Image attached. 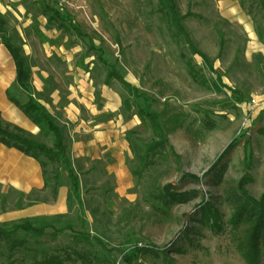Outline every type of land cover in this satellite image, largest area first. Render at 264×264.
<instances>
[{"label": "rangeland", "instance_id": "obj_1", "mask_svg": "<svg viewBox=\"0 0 264 264\" xmlns=\"http://www.w3.org/2000/svg\"><path fill=\"white\" fill-rule=\"evenodd\" d=\"M175 1L193 46L159 0H0L6 34L23 49L34 96L63 130L80 180L77 198L67 172L46 157L32 161L43 173L41 191L26 195L8 174L0 227L46 219L59 233H15L28 242L13 252L2 242L0 264L48 256L128 264L123 256L135 245L143 251L133 264H264V225L238 188L244 182L256 199L264 192V0ZM57 3L80 34L51 11ZM1 41L4 110L16 70ZM105 62L128 85L108 81ZM134 87L150 98L160 131L138 114L143 98ZM12 105L16 124L0 111L4 125L52 146Z\"/></svg>", "mask_w": 264, "mask_h": 264}, {"label": "trees", "instance_id": "obj_2", "mask_svg": "<svg viewBox=\"0 0 264 264\" xmlns=\"http://www.w3.org/2000/svg\"><path fill=\"white\" fill-rule=\"evenodd\" d=\"M162 8L166 11L168 14L172 25L177 27L179 31L182 32V34H186L184 26L181 24V18L179 16V12L177 10V5L175 0H159ZM58 4V3H57ZM59 6H49L51 11L55 13L57 16V19L62 20L66 22L70 29H72L74 32L80 34V29L74 20V18L69 14V12L65 11L63 7L58 4ZM55 16V17H56ZM188 40L190 45H192L189 36ZM0 39L2 40V44L5 46V48L9 51L14 64H15V70H16V76L12 83V85L8 88V99L11 103L15 104L32 122L35 124L39 129L40 132L43 133L46 137L51 138L52 140V146H48L45 143L39 142L35 140L32 137V134L25 130L24 128L14 125V126H7L4 125L2 117H0V143L3 145L15 148L19 151H21L23 154L35 158L38 160L41 165V157H46L49 160L54 161L58 164L61 170H64L67 172L69 183H70V192L77 198L80 197V180L79 176L76 173L72 160L68 154V148L65 142V136L63 133V130L58 125L56 118L48 111V109L35 98L34 96V87L30 82V68L26 59V56L23 52V49L17 45H15L9 36L6 34L5 29V21L2 18V15L0 14ZM193 46V45H192ZM102 53V52H101ZM206 59V57H205ZM109 65L110 70L108 73V81L112 78L119 79L121 82L128 85L123 77L117 76L114 67L111 66L109 63L105 62ZM133 87V86H131ZM15 90H19L20 93L26 94V100L24 102H21L17 96H15L13 93ZM133 90H135L134 94L137 97L143 98V105H140L138 108V114L141 117H144L148 119L152 125L157 128L158 131H160V127L158 125V117L157 114L152 110L150 98L146 94H141L137 91V89L134 87ZM155 145L159 146L162 145L160 143H156ZM235 144H231L228 149H226L225 153H228L229 150L234 146ZM248 168H251L250 162L247 163ZM57 180L56 185L61 186L62 181L60 180L59 174H56ZM190 178H195L193 175H189ZM240 193L245 197L246 202L248 205H251L252 210L251 212L255 213L258 216V220L261 226L264 225V192L260 196L259 199H256L253 197L248 190L245 188L244 182H242L239 186ZM54 195H57L58 188L55 187L53 189ZM248 219H251L249 217ZM71 228L70 226H68ZM47 229H52L54 232L53 235L58 234V230L55 229L54 224L46 219H39L32 221L30 219H25L20 223H15L11 229L6 230L0 227V259L3 258L5 255V251L2 249L1 243L6 241V246H9L10 252L15 251L17 247L26 244L27 238L20 239V242H18L19 238L16 236H13L17 232H24L27 237L32 238H41L48 234ZM62 231V230H60ZM89 235H84L83 238L89 240ZM81 240L80 238H78ZM99 241V240H98ZM99 244L101 242L99 241ZM143 251V248L135 245L130 248L126 254H124L123 259L128 264H133L134 261H136L141 252ZM149 251H158V250H149ZM164 252V251H162ZM33 264H66L63 259L57 257V256H48L43 257L39 260H35Z\"/></svg>", "mask_w": 264, "mask_h": 264}, {"label": "crops", "instance_id": "obj_3", "mask_svg": "<svg viewBox=\"0 0 264 264\" xmlns=\"http://www.w3.org/2000/svg\"><path fill=\"white\" fill-rule=\"evenodd\" d=\"M13 107L14 106H11L10 103L4 110L3 108H0V111L3 112V118L7 115L6 120L16 124L14 117L19 116V114L14 111L15 115L12 114L11 117L7 114V110L10 111ZM30 125L26 124L28 130H32L33 124ZM21 158H26L25 163H23L24 161L22 163L20 162ZM32 161H35V158L29 157L15 148H10L0 143V183H2V181L4 182V180L8 178V174H11V172L14 171L15 173L10 178V182L15 185L16 189L25 192L26 195L32 192L41 191L45 187L43 173L39 164L33 163ZM27 163H30L31 166L27 167Z\"/></svg>", "mask_w": 264, "mask_h": 264}, {"label": "bare ground", "instance_id": "obj_4", "mask_svg": "<svg viewBox=\"0 0 264 264\" xmlns=\"http://www.w3.org/2000/svg\"><path fill=\"white\" fill-rule=\"evenodd\" d=\"M237 151H240V152L244 151V142L236 146V148L234 149V153H236Z\"/></svg>", "mask_w": 264, "mask_h": 264}]
</instances>
